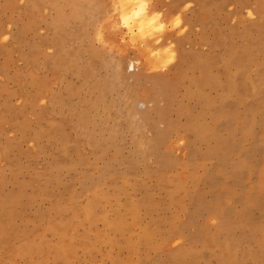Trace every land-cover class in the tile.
Instances as JSON below:
<instances>
[{"label":"rangeland","instance_id":"obj_1","mask_svg":"<svg viewBox=\"0 0 264 264\" xmlns=\"http://www.w3.org/2000/svg\"><path fill=\"white\" fill-rule=\"evenodd\" d=\"M136 1L0 0V264H264V0Z\"/></svg>","mask_w":264,"mask_h":264},{"label":"bare ground","instance_id":"obj_2","mask_svg":"<svg viewBox=\"0 0 264 264\" xmlns=\"http://www.w3.org/2000/svg\"><path fill=\"white\" fill-rule=\"evenodd\" d=\"M132 1H134V0H132ZM140 1H142V0H137L135 3H140ZM127 2V1H126ZM122 3V2H121ZM128 3H129V1H128ZM126 4L125 2H124V4H126L127 6H125V8L123 7V8H119L118 9V12H117V16H118V18L120 19L119 20V22H113V23H110L109 24V26L107 27V30H106V36L107 37H113L114 39H116V40H118V41H120V32H122L123 31V33H129V32H132L135 28H134V26H132V20H130L132 17V15H129V12H130V10H132V9H129V7H128V5L129 4ZM115 6V5H114ZM130 6V5H129ZM135 6V5H134ZM133 8V7H132ZM134 9V8H133ZM164 11V10H163ZM138 13H140L141 14V16H140V19H138L136 22H135V26L139 29V30H142V31H140V32H143V30H145L144 28L147 26V25H149V24H153V23H158V24H162V21H160V13L159 12H157V11H155V10H153L151 13H148L147 12V5H140L139 6V9H138V12L136 11V14H138ZM162 13V12H161ZM130 14H131V12H130ZM163 15V14H162ZM130 17V18H129ZM131 22V23H130ZM143 28V29H142ZM116 38H115V37ZM130 64L132 65V67H134L133 66V62L131 63L130 62ZM154 100V99H153ZM149 101V100H148ZM153 102V101H152ZM147 107V106H146ZM257 108V107H256ZM261 111V110H260ZM259 111V112H260ZM142 114H143V112H142ZM261 114V113H260ZM147 115V114H146ZM257 116V115H256ZM260 116V115H259ZM261 117V116H260ZM259 117V118H260ZM264 117V116H263ZM260 120V119H259ZM132 139V138H131ZM233 144V143H232ZM134 164V163H133ZM255 189H257V188H255ZM235 212H237V211H235ZM235 214V213H234ZM236 215V214H235ZM237 216V215H236ZM251 217V216H250ZM252 218V217H251ZM257 222V221H256ZM255 233V232H254ZM257 234V233H256ZM147 235V234H146ZM195 235V234H194ZM195 237V236H194ZM120 238V237H119ZM170 238V237H169ZM187 239V238H186ZM190 239V238H189ZM244 239V238H243ZM252 239L254 240V242L256 241L257 243L258 242H261V240H264V236H253L252 237ZM120 240V239H119ZM166 240H169V239H166ZM191 240H192V238H191ZM190 240V241H191ZM136 241V240H135ZM194 241H195V239H194ZM123 242V241H122ZM142 242V241H141ZM246 242V241H245ZM250 242H251V240H250ZM134 243V242H133ZM195 243V242H194ZM120 244H121V242H120ZM123 244V243H122ZM146 244H148V243H146ZM146 244H145V246H146ZM249 244V243H248ZM243 245V244H242ZM263 245V244H262ZM136 246V245H135ZM143 247V246H142ZM147 247V246H146ZM251 247H252V245H251ZM85 249L87 248V247H84ZM143 248H145V247H143ZM244 248V247H243ZM246 248V247H245ZM244 248V249H245ZM57 249V248H56ZM142 249V248H141ZM146 249V248H145ZM243 249V250H244ZM264 249V248H263ZM88 250V249H87ZM147 250V249H146ZM149 250V249H148ZM60 252V251H59ZM138 252V251H137ZM63 255V254H62ZM180 255V254H179ZM182 255H185V254H182ZM181 255V256H182ZM57 257V256H56ZM175 257V256H174ZM237 258H238V256H237ZM259 258V257H258ZM173 259V258H172ZM116 260V259H115ZM144 260V259H143ZM176 260V259H175ZM117 261V260H116ZM157 261H159V260H157ZM181 261V260H180ZM179 261V262H180ZM228 262V261H227ZM114 263V262H113ZM122 263H124V262H122ZM121 263V264H122ZM143 263V262H142ZM161 263V262H160ZM222 263V262H221ZM60 264V263H59Z\"/></svg>","mask_w":264,"mask_h":264}]
</instances>
